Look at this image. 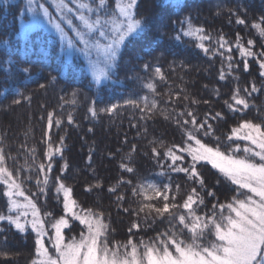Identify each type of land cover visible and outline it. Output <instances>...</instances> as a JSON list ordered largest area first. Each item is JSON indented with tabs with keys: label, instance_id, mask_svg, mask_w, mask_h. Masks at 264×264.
Listing matches in <instances>:
<instances>
[{
	"label": "snow or ice",
	"instance_id": "1",
	"mask_svg": "<svg viewBox=\"0 0 264 264\" xmlns=\"http://www.w3.org/2000/svg\"><path fill=\"white\" fill-rule=\"evenodd\" d=\"M139 3L140 0H26L21 14L26 11L30 19L23 24L22 35L27 41L37 29L54 32L59 53L82 54L93 82L99 86L121 69L127 45L150 28L148 21L138 15ZM173 6L181 7L179 0ZM227 11L229 24L255 29L264 40V14L249 21L248 9L242 4ZM180 25L171 39H194L204 56L220 60L218 80L234 82L228 99L223 101L234 121L229 131L219 128L228 123L229 116L224 111L210 107L203 114L199 112V105L210 106V100L197 99L183 85L177 86L179 91L171 85L166 92L158 91L159 83H168V75L159 64L147 61L141 65L145 76L135 78L148 94L130 98L124 105L99 109L95 100L91 102L88 113L93 120H98L100 113L118 116V109H137L139 122L132 126L137 128L138 137L147 139L149 151L143 155L150 153L158 169L156 179L141 178L135 166L139 150L132 144L119 168L135 182L121 176L105 189L103 181L97 179L84 189L86 193L106 191L114 197L117 212L132 217L123 241L113 238L110 211L102 204L84 207L74 198L73 187L66 183L67 161L53 175L57 159L64 160L66 145L63 136L53 140L52 130L59 129L65 121L76 125L72 113L65 117L53 110L40 117L45 121L40 140L43 152L26 142L19 145L18 154L21 150L24 153L23 164L19 155L12 154L7 133H0V196L4 197L0 209V264H18L21 253L8 247L13 230L32 239L27 264H264V105L255 103L256 98L264 96V43L257 48L256 40L245 39L238 31L231 39L222 31L213 37L202 26H194L191 16H186ZM0 44L11 68L15 62L6 51L9 41ZM135 57L143 59L139 53ZM250 61L258 65L260 86L253 79L241 87V74L251 75ZM185 67L179 59L169 65L173 72ZM20 71L30 76L32 69L23 67ZM180 79L183 81V77ZM51 80L54 82L56 77ZM213 93L220 98L219 88H214ZM19 96L13 104L31 101L23 93ZM77 96L74 90L69 100L63 96L60 100L75 105ZM251 111L255 115L250 117ZM157 117L175 126L180 133L178 141L156 135L148 139V122ZM31 134L29 128L25 136ZM123 143H128L127 138ZM88 162L92 163L91 153ZM208 168L214 170V183L206 177ZM222 183L227 187L223 200L218 195ZM28 184L36 191L29 193ZM52 192L54 197L49 196ZM50 198L62 205L59 214L47 209L42 212L40 202L47 205ZM149 231L153 235L145 238Z\"/></svg>",
	"mask_w": 264,
	"mask_h": 264
},
{
	"label": "trees",
	"instance_id": "2",
	"mask_svg": "<svg viewBox=\"0 0 264 264\" xmlns=\"http://www.w3.org/2000/svg\"><path fill=\"white\" fill-rule=\"evenodd\" d=\"M174 2L175 0H140L138 15L148 21L149 30L124 49L122 67L117 74L96 86L84 59L73 57L66 60L64 55L59 53L56 35L40 29L30 33L27 41L20 35L21 13L26 0H0V41H9L10 46L6 51L8 57L15 62L14 66L8 67L5 62V48L0 44V133H7L12 154L19 155V162L23 164L24 153L21 150L18 154L19 145L26 142L28 146L35 145L41 153L43 152L40 140L45 129V121L40 120V117H46L47 113L53 110L57 115L65 117L68 113H72L78 127L69 125L65 121L59 129L54 127L52 130L53 140L57 141L63 136L66 145L64 160L57 159L53 175H56L57 170L67 161L69 168L65 173L66 183L73 187L74 198L84 207H96L102 204L110 211L112 227L115 229L113 238L116 240L127 239L126 230L132 217L122 212L118 213L115 204L112 203L114 197L106 191L86 193L85 187L99 179L107 189L121 176L133 179L135 182L130 174L123 173L119 168L121 158L128 153L132 144H136L139 150L135 156V166L141 178L156 179L155 174L158 169L151 160L150 153L148 156L143 155L144 152L149 151L147 139L138 137L137 128L132 126L139 122L138 110L131 107L121 108L118 109V116L100 113L99 119L93 120L88 113L91 102L95 100L99 109L111 104L124 105L130 98L137 99L140 95L148 94L147 89H143L141 82L135 78L145 76L141 65L147 61L159 64L168 75V83L161 82L158 85V91L161 93L166 92L169 85L176 91H179L178 85H183L197 99L211 101L210 106L199 105L201 114L210 107L224 111L225 115L229 116L228 123L219 125V128L226 133L234 121L227 113L223 101L228 99L234 82L218 80L220 60L213 61L204 56L196 47L194 39L182 37V42H178L171 37L179 31L180 21L186 16H191L194 26H202L213 37L222 31L231 39L238 31L245 39L256 40L257 48L264 43L255 29L235 23L229 24L227 11L242 4L248 9L247 19L254 21L264 14V0H179L181 4L179 8L173 6ZM218 11H221L220 15H217ZM173 52H179L180 55L173 56ZM137 53L143 59H136ZM175 59L183 60L186 67L177 68L175 72L171 71L169 65ZM64 61L67 63L65 64ZM250 65L251 75L241 74V87L253 79L257 86H260L258 65L252 64L251 61ZM23 67L32 69L30 76L20 71ZM51 77H56V80L53 82ZM180 77H183V81ZM41 84L46 87L40 88ZM204 85L208 86L207 89ZM214 88L220 89V98L214 96ZM74 90L78 91L77 104L72 105L60 100L61 96L69 100ZM19 93L30 96L31 101L23 100L19 105L13 104L14 99L21 98ZM255 103L257 106L264 105V96L256 98ZM254 115L255 111L249 113L250 117ZM29 128L32 129V134L26 137L25 133ZM89 128H92L93 132H89ZM148 128L150 134L148 139L153 135L163 136L168 141L173 139L178 141L180 138L175 126L164 121L162 117L150 120ZM125 138L127 144L123 143ZM118 149L120 151H117ZM90 153L91 164L88 162ZM39 158L43 159V156ZM205 174L209 181L214 183V170L208 168ZM180 179H183L182 176ZM27 188L29 193L36 191L32 184H28ZM226 192L227 187L223 183L218 186L221 200L224 199ZM49 196L54 197V192ZM128 199L131 200L130 194ZM3 203L4 197L0 196V209ZM40 204L42 212L47 209L56 214L60 213L62 207L51 198L47 205H43L42 201ZM125 206L127 207L128 204ZM144 235L147 238L153 233L149 231ZM8 247L14 252L21 253L18 264H27L30 259L28 253L32 248L31 237L25 239L13 230L9 233Z\"/></svg>",
	"mask_w": 264,
	"mask_h": 264
},
{
	"label": "rangeland",
	"instance_id": "3",
	"mask_svg": "<svg viewBox=\"0 0 264 264\" xmlns=\"http://www.w3.org/2000/svg\"><path fill=\"white\" fill-rule=\"evenodd\" d=\"M27 19H30V14L29 13H27L26 11L25 12H23V14H22V17H21V20H20V29H19V31H20V35L23 37V35H22V33H23V24H26L27 23ZM76 23H79L78 21L76 22ZM47 32H50V33H53L54 35H56L54 32H52V31H47ZM64 55V57L66 58V60H70V59H72L73 57H79V58H82V59H84L85 61H86V63H87V68H88V61H87V59L82 55V54H80L79 52H74V53H72V55L71 56H68L67 54H63ZM88 71H89V68H88ZM90 72V71H89ZM90 74H91V72H90ZM92 76V75H91ZM104 82V81H103Z\"/></svg>",
	"mask_w": 264,
	"mask_h": 264
}]
</instances>
